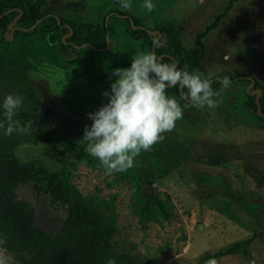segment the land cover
Returning <instances> with one entry per match:
<instances>
[{"label":"rangeland","instance_id":"obj_1","mask_svg":"<svg viewBox=\"0 0 264 264\" xmlns=\"http://www.w3.org/2000/svg\"><path fill=\"white\" fill-rule=\"evenodd\" d=\"M143 2L130 0L131 8L125 11L118 0H49L42 11L94 25H101L112 11L139 18L149 29L168 22L189 49L195 35L225 10L229 0H152L151 12ZM202 42L205 54L195 73L213 78L226 70L255 79L264 88V0L235 2ZM114 79L113 73L103 77L49 64L0 68V94L11 92L24 100L13 119L24 112L26 125H43L37 137H50L18 144L15 159L49 172L67 168L75 188L90 196L97 209L101 201H111L118 214L119 232L111 241L117 253L147 257L155 264H195L205 255L248 241L252 261L264 264V127H256L264 126V120L245 105L251 86L223 85L212 109L188 104L175 127L142 151L134 167L109 175L80 139L84 126L91 123L86 114L107 102L102 93ZM176 98L182 107L187 103ZM32 134L26 127L21 137ZM20 198L34 207V224L54 237L66 218L64 206L51 204L47 195H35L30 184L15 191L14 199ZM148 198L164 202L172 217L141 215ZM28 261L26 254L0 248V264ZM249 262L229 256L217 264Z\"/></svg>","mask_w":264,"mask_h":264},{"label":"trees","instance_id":"obj_2","mask_svg":"<svg viewBox=\"0 0 264 264\" xmlns=\"http://www.w3.org/2000/svg\"><path fill=\"white\" fill-rule=\"evenodd\" d=\"M48 1L0 0V68L49 64L78 67L107 77L118 68L127 67L140 52L154 51L161 62L175 61L178 67L186 66L195 72L205 54L202 39L219 25L238 0H229L225 10L195 35L189 49L183 47L179 31L171 23L161 22L149 29L139 18L120 11L106 14L101 25L75 23L43 12ZM225 77L229 84L243 83L251 85V91L259 90V110L256 95L250 94L251 91L247 93L245 105L264 115V88L260 82L221 70L210 78L215 92L225 85ZM166 90L185 101L182 97L187 89L177 85ZM17 116L13 120L22 131L9 135L0 129V248L8 253L26 254L28 264H106L109 257L115 258L116 264H155L147 257L114 251L111 241L119 229L118 214L111 201H101V208L97 209L90 196L75 188L67 168L49 172L42 166L19 163L15 159L13 150L18 144L50 139L47 135L37 137L42 124L26 125V116L21 111ZM258 119L263 121L264 116L259 115ZM26 127L34 137H21ZM256 127L264 126L257 124ZM26 184L31 185L35 195H47L51 204L64 206L66 218L54 237L34 224L35 209L27 200L14 199L15 191ZM140 213L147 219H154L156 215L164 220L172 217L168 206L158 198L146 199ZM248 244V241L235 242L201 257L195 264H206L210 258L218 262L229 256L252 261Z\"/></svg>","mask_w":264,"mask_h":264},{"label":"clouds","instance_id":"obj_3","mask_svg":"<svg viewBox=\"0 0 264 264\" xmlns=\"http://www.w3.org/2000/svg\"><path fill=\"white\" fill-rule=\"evenodd\" d=\"M118 3L122 10L131 8L130 0H118ZM143 7L151 12L155 6L152 0H144ZM153 44L159 46L155 41ZM113 75L115 79L109 89L102 93L107 102L86 114L91 123L84 126L80 139L86 152L98 160L109 175L134 167L135 158L164 139L163 133L175 127L188 104L212 109L217 103L218 94L210 78H202L186 66L180 68L175 61L163 63L154 51L140 52L127 67L118 68ZM229 83L225 77V86ZM177 85L187 89L182 97L187 101L183 107L166 91ZM23 103L20 95L0 94V129L5 134L22 131L13 118ZM106 264H116L115 258L109 257ZM206 264L217 262L210 258Z\"/></svg>","mask_w":264,"mask_h":264},{"label":"water","instance_id":"obj_4","mask_svg":"<svg viewBox=\"0 0 264 264\" xmlns=\"http://www.w3.org/2000/svg\"><path fill=\"white\" fill-rule=\"evenodd\" d=\"M10 27H11V25H10ZM155 34H157V32H154ZM249 86H251V85H249ZM250 94H255L256 95V102H257V105H258V109L257 110H259V103H258V94H259V90H254V91H251L250 92ZM258 113H259V111H258ZM259 115L260 116H264V115H262L261 113H259Z\"/></svg>","mask_w":264,"mask_h":264}]
</instances>
